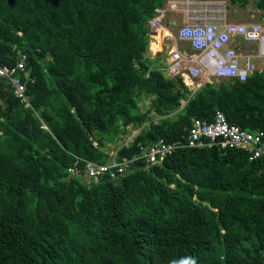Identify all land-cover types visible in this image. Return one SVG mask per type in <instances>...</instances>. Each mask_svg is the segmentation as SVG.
<instances>
[{
  "label": "trees",
  "instance_id": "1",
  "mask_svg": "<svg viewBox=\"0 0 264 264\" xmlns=\"http://www.w3.org/2000/svg\"><path fill=\"white\" fill-rule=\"evenodd\" d=\"M165 3L0 0V64L25 53L35 78L27 101L0 82V264H264V157L181 147L116 180L85 176L134 127L118 158L185 145L217 112L264 132V69L194 92L151 58L148 21Z\"/></svg>",
  "mask_w": 264,
  "mask_h": 264
},
{
  "label": "built area",
  "instance_id": "2",
  "mask_svg": "<svg viewBox=\"0 0 264 264\" xmlns=\"http://www.w3.org/2000/svg\"><path fill=\"white\" fill-rule=\"evenodd\" d=\"M229 14L227 0H166L165 6L148 21L154 46L161 48L155 50L166 59L165 76L173 79L205 76L246 82L260 70L262 63H256L255 59H264V26L231 22ZM166 15L182 17L183 23L175 26ZM183 42L189 49L180 47ZM28 58L22 53L15 65L0 64V82L25 101L27 82H35L27 69ZM181 147L239 149L248 152L250 160H257L264 157V132L242 129L231 124L224 113L217 112L212 121H193L185 145L161 139L148 147L143 156L131 158H118L116 151L106 164L87 162L85 176L96 183L106 178L116 180L129 174L139 160L144 159L148 165L161 164ZM71 171L80 173L77 167Z\"/></svg>",
  "mask_w": 264,
  "mask_h": 264
},
{
  "label": "rangeland",
  "instance_id": "3",
  "mask_svg": "<svg viewBox=\"0 0 264 264\" xmlns=\"http://www.w3.org/2000/svg\"><path fill=\"white\" fill-rule=\"evenodd\" d=\"M228 3H229V10H230V14H229V20L231 22H242V23H257V24H261L264 26V12H261L259 9L256 8L255 4L253 2H251L245 9L243 8H240L236 5H232L231 4V1L230 0H227ZM169 13V11H167ZM166 18H168L175 23L174 25L177 26L179 24H182L183 23V20H182V17H175L172 15H166ZM150 46H149V52L148 54L151 56V58H156L158 57V55H162V54H158L156 52L159 51L161 48L159 46L155 47L154 46V40L153 38L151 37V32H150ZM184 47L186 49H189V46L187 43L183 42V43H180V47ZM156 49V50H155ZM162 57V56H161ZM255 62L258 63H262L261 60H257L255 59ZM260 67H262V64L260 65ZM226 81H229V79H225ZM186 85L189 86V88L192 90V91H197L198 89H200L203 85H205V83H211L213 81L215 82H219V81H223V79H215V78H212V79H207L206 77H202L201 79H198V80H191V79H184ZM150 100H145L143 102H141L140 104V110L141 111H145L146 108L149 107L150 105ZM183 104H185V102H183ZM153 116L155 117V119L158 121L161 116H157L155 113L153 114ZM140 132V129L139 128H131L130 129V133L129 135L125 136L123 138V142H121V140H113L112 142H110L108 144V148H107V156H108V159L109 160H112L115 155H116V151H119L120 148L127 144H130L133 139L135 138L136 135H138V133ZM108 138H110L111 136L109 134L106 135Z\"/></svg>",
  "mask_w": 264,
  "mask_h": 264
},
{
  "label": "bare ground",
  "instance_id": "4",
  "mask_svg": "<svg viewBox=\"0 0 264 264\" xmlns=\"http://www.w3.org/2000/svg\"><path fill=\"white\" fill-rule=\"evenodd\" d=\"M238 48H240V46L238 47ZM261 60V59H260ZM262 61V64H263V67H260V70L259 71H262L263 69H264V59H262L261 60ZM166 66V60H165V64H164V66L163 67H161V70H163V68ZM262 68V69H261ZM256 72V71H255ZM202 77H205V76H201V77H199V78H196V79H194V78H189V79H192V80H197V79H201ZM212 78H214V77H212ZM212 78H210V79H212ZM209 79V80H210ZM215 79H223V80H225V79H229V80H236V79H232V78H215ZM249 79V78H248ZM238 81V80H237Z\"/></svg>",
  "mask_w": 264,
  "mask_h": 264
},
{
  "label": "crops",
  "instance_id": "5",
  "mask_svg": "<svg viewBox=\"0 0 264 264\" xmlns=\"http://www.w3.org/2000/svg\"><path fill=\"white\" fill-rule=\"evenodd\" d=\"M169 16V15H168ZM175 16V15H172V17ZM175 17H178V16H175ZM169 20V19H168ZM170 21L173 23V21L171 20L170 18ZM237 23H242V22H237ZM192 80V79H191ZM198 80V79H197Z\"/></svg>",
  "mask_w": 264,
  "mask_h": 264
},
{
  "label": "clouds",
  "instance_id": "6",
  "mask_svg": "<svg viewBox=\"0 0 264 264\" xmlns=\"http://www.w3.org/2000/svg\"><path fill=\"white\" fill-rule=\"evenodd\" d=\"M148 165V164H147Z\"/></svg>",
  "mask_w": 264,
  "mask_h": 264
}]
</instances>
